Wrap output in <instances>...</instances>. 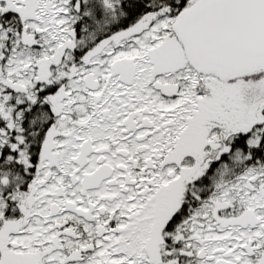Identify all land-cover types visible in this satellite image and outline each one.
Instances as JSON below:
<instances>
[{"label": "flooded vegetation", "instance_id": "flooded-vegetation-1", "mask_svg": "<svg viewBox=\"0 0 264 264\" xmlns=\"http://www.w3.org/2000/svg\"><path fill=\"white\" fill-rule=\"evenodd\" d=\"M143 22L134 34L101 36L94 50L80 52L77 65L55 64L50 72L51 81L60 74V80L66 79L59 85L62 99L48 130L55 132L50 152L63 150L74 191L66 176L53 193L61 204L50 208L49 218L63 219L48 223L54 233L50 246L57 247L56 235L62 241L70 233L78 259L101 247L102 240L114 249L130 248L138 238L133 237L146 231L148 242L142 239V248L153 250L156 259L170 248L176 251L171 264L180 259L195 264L203 257L194 249L211 246L213 223L219 233L229 225L251 223L243 225V212L228 219L223 201L217 207L227 187V122L223 117L212 122L210 115L200 113V102L212 91V78H225L200 72L189 62L175 35L174 18ZM105 67L110 82L98 75ZM69 82L79 89L67 90ZM71 92L81 98L71 102ZM57 140L68 143L56 146ZM252 214L254 220L255 211ZM116 236L121 240L113 241ZM221 251L218 247L214 257L225 256Z\"/></svg>", "mask_w": 264, "mask_h": 264}, {"label": "trees", "instance_id": "trees-1", "mask_svg": "<svg viewBox=\"0 0 264 264\" xmlns=\"http://www.w3.org/2000/svg\"><path fill=\"white\" fill-rule=\"evenodd\" d=\"M47 1L0 0V235L1 247L12 262L26 258L27 253L26 256L7 253L6 235L13 226L8 221H18L24 215L22 204L26 200L23 198L25 194L34 193L32 188L37 185L38 164L55 138V132L49 133L48 130L54 125L62 97L58 91V82L61 81L49 79L50 72L54 71L53 65L65 60L67 65L75 66L80 60V52L84 55L86 49L94 50L95 42L101 36L120 34V31L134 34L145 25L143 19L147 22L166 16L175 18L183 9V6L165 5L167 1L176 4L182 0H113L111 4L103 0H68L71 19L74 17L76 21L72 24L74 34L61 49L57 59L60 61L51 62L41 71L37 65L32 67V76L29 78L31 87L23 90L16 87L9 77V61L17 52L32 54L39 48L31 43L38 36L28 32L29 26L24 19L29 18L41 2L46 4ZM51 53L48 54L51 55L50 59L53 58ZM63 54H68V57H62ZM84 58L87 60L90 56ZM235 79L243 84L262 87V90L257 91V88L252 91L249 97L244 96L247 102L255 101L254 106L253 102L247 103L249 107L241 106L243 98L240 101L237 91V95L229 94L233 86H228L227 81L233 83L230 80ZM211 81L214 83L211 85L212 91L200 102V113L210 115L212 118L209 119L212 122L217 120L216 123L223 120L221 117L226 119L227 157L224 172L228 191L239 180L244 184L246 175L254 173L255 169L264 171V130L259 132L260 138L256 145L249 144V140L255 138V131L264 128V70L234 79L228 77V80L214 77ZM256 93L257 100H254ZM223 200L224 197L217 201V207ZM228 213V219L233 217L232 212ZM12 233L17 232L14 229ZM262 252L255 264H264V244Z\"/></svg>", "mask_w": 264, "mask_h": 264}, {"label": "rangeland", "instance_id": "rangeland-1", "mask_svg": "<svg viewBox=\"0 0 264 264\" xmlns=\"http://www.w3.org/2000/svg\"><path fill=\"white\" fill-rule=\"evenodd\" d=\"M103 1H105L107 4H111L113 0ZM67 3L68 0H48L46 4L41 2L36 11L29 15V18L24 19L29 26L28 32L30 31L31 34L34 33L36 36H38L36 41L31 43L35 44L39 48L35 49V51H33L34 53L32 54H28L26 51H23L22 53L17 52L14 54L11 61H9V77L14 81L16 87L23 90L29 88V78L32 76V67L34 65L39 66V70L41 71L43 68L48 67V64L51 62L56 63L57 61H60L57 60L59 58V54L61 53L60 51L64 46H66V43L71 40V36L74 34V31L72 30V24L73 22H76L74 17L71 19L70 10L67 7ZM165 18L171 19L172 17L166 16ZM84 30L85 29L83 28L82 31ZM85 37L88 38L87 36ZM30 41H33V39ZM51 52L53 53V58L50 59L51 55L48 56V54ZM65 56L68 57V54ZM66 62L67 61L65 60L60 61V64L57 62V65H67ZM109 64L111 65L110 62H108L106 65L110 66ZM107 68L109 67L99 70L98 75L102 80L110 82L111 79H109V73L106 70ZM52 75L53 77L55 76V74ZM61 76H64V74H60L56 79H54V81L59 80L62 83L64 80H60L59 77ZM234 78L235 77L232 79ZM230 81H233V83H229L227 81V84L228 86L231 84V87H233L230 89L229 94L234 95L237 91L238 96H240V101L243 98V103H241V106L243 104L244 107L245 105L246 107H249L247 103L253 102L252 100L247 102V99L244 96L249 97L252 94V91H255L257 88V91L262 90V87H259L260 85L256 87L255 85L243 84L242 82L236 81V79ZM58 83L60 84V82ZM77 89L79 88L74 83H68L67 90L76 91ZM257 94L258 93L255 94L254 100H257ZM71 95V102L81 98V94L78 92H71ZM255 103L256 102L254 101L253 106ZM242 112L243 114L246 113L244 108ZM239 116L241 118L243 117V115ZM263 130L264 128L262 130L257 129L255 131L257 132L255 133V138L249 140L250 145L257 144L258 139L260 138L259 132H262ZM57 141L58 142H56V146H61L68 143L65 140ZM51 148L52 145H49L46 154L38 164L39 173L36 180L37 185L32 188L34 189V193L29 195L25 194L23 198L26 200L22 204L24 209V212L22 213L24 215H21V218L18 219V221L16 219H11L8 221L10 225L13 226L12 229L7 231L6 235L7 253L13 255H15L14 253H17L24 256H26L25 253H27V256L21 260L17 259L14 260V262L10 261L8 256H5V250L3 247H1L2 236L0 235V264L173 263L171 257H174V253L176 252L173 249L165 248V250L162 251L163 256L161 260L158 261L159 259H155L156 255L154 254L153 250H145L142 248L143 241L144 243L148 242L146 231L143 233L140 232L133 237L138 238L135 239V242H132L130 248H124V246H122L120 249H114L111 248V243H105L104 240H102L101 247L86 252V254H83L82 257L78 259H74V257L77 256L75 255L77 252L75 250L76 242L73 238H71L70 233L62 241L56 235L54 240L57 243V247L50 246L51 238L52 235L54 236V233H51V225H48V223H53L54 221L63 219V217L57 219L49 218V213L52 210H50V208L55 204H61V199H58L59 202H57V200H55L56 197L53 196V193L59 184L65 183L63 181V177L66 179V176V182L69 185L70 190L74 192L71 188L68 178L72 171L68 169L67 160L65 157L61 155L63 150L57 149L51 154ZM47 163L50 165H47ZM52 163L54 164L51 165ZM47 166H49V168H58L60 166V169L52 170L48 169ZM252 176H256L258 180L256 181V184L251 183L250 185V181L253 178ZM55 177L56 183H51L54 181ZM246 178L247 181L243 185L241 183L238 184L235 182L231 189L228 191H222V196L224 197L223 203L226 206L227 212H232L231 215H233V217H236L242 212L243 213L241 215H244L245 211H255V219L252 220L250 226L247 227L240 228L229 225L222 233H219L217 230V224L213 223L210 235L212 241L211 246L202 251L198 248L197 251L194 249L197 255H199L198 251H200L201 256L203 257L201 260H197L195 264H215L216 261L218 264H220L219 262L223 264L225 258H228L227 261L229 264H255L256 258L258 259V256L263 254L262 245L264 244V199L260 196L259 192L260 190H264V171L261 172L258 169H255L254 173H248ZM219 195V193H216L214 196L217 199ZM83 227H85L84 224H81L79 228L84 229ZM14 229L15 232H17L16 234L12 233ZM145 229H147V226H145ZM45 231H47V234ZM104 237L110 238L111 235H104ZM123 237H127V234L123 235ZM142 239L143 241H141ZM119 240H121L120 236H116L113 239V241ZM98 244L100 243L97 242L96 245ZM218 247L222 248L221 253H223L225 256L214 257L216 256ZM224 252L226 253L224 254ZM229 252H231L230 256ZM210 257L213 258L212 260H214V262L208 261ZM182 261L184 260L180 259L179 264H182Z\"/></svg>", "mask_w": 264, "mask_h": 264}, {"label": "water", "instance_id": "water-1", "mask_svg": "<svg viewBox=\"0 0 264 264\" xmlns=\"http://www.w3.org/2000/svg\"><path fill=\"white\" fill-rule=\"evenodd\" d=\"M173 28L200 72L223 78L264 69V0H200L177 15Z\"/></svg>", "mask_w": 264, "mask_h": 264}]
</instances>
